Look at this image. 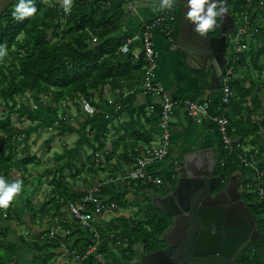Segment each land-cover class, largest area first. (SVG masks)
I'll return each instance as SVG.
<instances>
[{"label":"trees","instance_id":"obj_1","mask_svg":"<svg viewBox=\"0 0 264 264\" xmlns=\"http://www.w3.org/2000/svg\"><path fill=\"white\" fill-rule=\"evenodd\" d=\"M130 1L123 0L115 6L110 0H95L94 2L72 0L71 11L65 13L63 2L62 5H55L48 0H34L37 13L23 21H18L11 15L15 0H11L3 7L0 0V44L8 48V55L0 59V104L12 102L17 105L18 98L23 101L25 95L29 93L39 107H43L48 113L56 114L64 105L67 107L73 104L79 108L83 100L96 103L95 98L105 100L108 94L115 91L120 95L125 91L141 92L145 72L143 55L138 61H134L131 55L122 54L121 47L127 38L114 35L128 12L127 5ZM244 3L245 0H242L235 6L238 15L243 11L241 5ZM249 13L250 23L254 28L253 33L250 38L244 37L243 41L247 44V48L239 52L237 58L231 61L233 94L227 104V117L230 122L228 133L235 141L233 144L235 152L226 148L219 127L215 123L199 142L200 148H212L216 151L218 161L221 165L223 163L225 172L240 173L245 181L247 173L242 169L237 157V153L245 152L242 146L249 145L250 149L246 153L253 154L258 161L264 160V123H261L260 117L258 118L259 112L264 118V96L262 95L264 84L260 83L264 70V26L257 25V18L264 17V6H256L252 11L249 10ZM174 25L175 22L172 23L173 39L176 37ZM238 25L235 24L234 29ZM94 38H97V42H94ZM183 56L187 59L185 55ZM192 72L201 80V87L189 98L199 99L202 91L209 87L206 81L208 72L202 68H193ZM253 72L258 74L257 79L253 78ZM238 80L243 82H238ZM220 100L221 97L217 101L213 98L214 108H217ZM154 116L155 125L146 132L148 135L158 134L157 124L160 120V110ZM135 129L134 125L126 127L127 133L116 139L115 150L121 146L123 141L134 140V136L141 138L144 135L140 130ZM22 132V129L12 121L11 116L0 110V176H8L14 169L21 172L24 180H26V173L30 175L28 165L35 163V156L18 157L15 151L8 149V146ZM145 141L150 143L149 139ZM189 150L187 148L182 152ZM139 154L140 152L133 153V155ZM126 160H129L128 156ZM121 167L119 170H122ZM260 167L264 173V165ZM98 171L93 166L88 169L83 166L78 171H73L70 177L72 179L81 178L86 184L88 183L87 175L92 176L91 179L89 178L92 182V179L98 176ZM111 171L110 174L113 175L118 173L117 169ZM52 173L51 170L49 175ZM163 175H168V172H161L160 176L163 177ZM261 180L264 185V174ZM52 185V197L39 211L44 213L45 217L51 216L54 211V216L59 214L62 217L67 213L69 203L82 196L84 190L71 182L69 176L66 175H62ZM130 186L134 187V183L105 188L102 193L109 197L110 201L119 202L122 206L124 205L122 198L125 194L118 189L121 187L127 189ZM150 188L154 187L138 185L139 190L146 191ZM250 193L255 197L253 200L254 213L257 216L260 214L264 216V202L258 201L259 197L255 192ZM146 200L149 201L148 205L144 204L136 211L135 220L133 216L131 221L119 219L117 222L109 223L107 227L99 224L101 242L98 250L82 264H118V259L122 258L128 263L134 255L130 247L137 242L148 244L151 250L155 249L157 238L170 226L171 220L164 213H157L149 197ZM24 206L34 210L31 200L27 199L24 205H17L8 211L7 218L12 217L17 222H21L19 211ZM4 210L0 208V212ZM144 211L146 221L137 219ZM59 224L70 231L68 235H61L59 240L65 242L69 250L67 256L72 260L73 252L86 247L91 242V237L85 230L82 239L76 238L73 236L76 234L73 227L67 228L66 223L60 222ZM55 225L58 224L55 223ZM52 228L53 226L47 227L41 234L46 236L45 240L54 245L55 249H59L61 248L59 240L54 241L47 237ZM78 229L84 230L81 227ZM3 230L0 227V238L4 236ZM108 233H115L116 238L111 240ZM124 233H128L129 236L122 238ZM83 239H86V243ZM261 240L263 244L264 232ZM1 247L5 250L0 249V264L8 262L12 264L14 250L6 245ZM117 249H123L120 258L117 256ZM253 250L258 252L255 248ZM258 253L260 260L245 254L242 264H264L262 249ZM33 264L43 263L36 256Z\"/></svg>","mask_w":264,"mask_h":264},{"label":"crops","instance_id":"obj_2","mask_svg":"<svg viewBox=\"0 0 264 264\" xmlns=\"http://www.w3.org/2000/svg\"><path fill=\"white\" fill-rule=\"evenodd\" d=\"M11 0H9L10 2ZM62 1H58L57 5H62ZM95 0H91L94 2ZM113 5L117 6L123 0H110ZM7 0H1L2 7L9 3ZM161 10L160 3L155 2L151 3L140 2L135 4L133 1L129 2L127 5V14L123 17L120 27L115 31L114 35L124 38H129L134 34H141L143 30V25L145 22H148L152 18H154L157 13ZM171 12L175 13L173 7L169 9ZM176 37L173 39H168L163 35H156L155 43L156 49L159 52V65L157 71V82L164 86L166 93L170 97L174 98H186L190 95L194 94L201 87V80L192 72L193 68H199L197 65H191L190 57L186 54V52L181 49L180 46L176 45V38L178 32V26L176 25ZM139 42V41H138ZM139 44H134L133 49L139 48ZM138 50V49H137ZM185 55L187 57L184 58ZM209 86V85H208ZM133 94L131 91H125L124 94H118L116 91L108 94L105 100H100L95 98V102H92L94 106L98 108V112L96 114H86L85 111H80V115L84 118L85 122L88 124L89 129H93L95 135L91 136V138L95 142V137L100 143V150H103L106 158L113 156L114 154L122 153L123 158H125V168L127 166L126 157L132 155L135 152H140V155L149 147L156 146L159 143V135H148L146 132L152 129L155 125L153 122L154 114L158 113L160 110L161 99L157 96L149 95L145 92H138L136 90ZM223 89L222 88H210L203 90L199 99H212L219 100L222 97ZM113 100V101H112ZM112 101V103L110 102ZM70 112H74L75 108L78 106L71 104ZM260 115V116H259ZM261 117V112L258 113V118ZM173 122H172V151L170 156L167 157L163 162H161L158 166V169L166 168L170 171L173 168V163L175 158L178 156L180 152L184 149L197 150L203 149L199 147V142L201 141L203 135L210 129L213 122L210 119H202L198 120L194 117H191L186 112L184 107L176 108L173 113ZM262 118V117H261ZM261 123H264L263 120H260ZM129 125H134L136 127L135 130H140L144 135L141 138H136L134 136V140L127 139L121 143L115 150L116 139L120 138L121 135L127 133L125 130ZM126 131V132H125ZM147 134V135H146ZM84 146L82 148L83 152L86 150V145L93 146L92 141L88 137H83ZM146 139L150 140V143L145 141ZM101 141V142H100ZM126 144L128 146H126ZM103 145V146H102ZM212 149V148H211ZM77 149L76 151H78ZM120 152V153H118ZM217 156L216 151L212 149ZM127 155V156H126ZM124 163V162H123ZM259 166L264 165V160L259 161ZM125 168H121L119 170L117 168L118 173L120 171L125 170ZM63 171V170H61ZM110 174V173H109ZM169 175V174H168ZM170 176V175H169ZM96 180V179H95ZM139 184H134L133 186L124 189H118V191H123L125 196L130 199L129 201H134L133 204L127 206V212L134 209V220L136 211L140 207H142L147 202L146 191L138 189ZM124 189V190H123ZM27 201V200H26ZM136 202L138 204H136ZM118 203V202H117ZM21 204H25L21 203ZM19 204V205H21ZM123 213L117 215L113 220H104L103 213L100 217L101 221L99 224L103 227H107L109 223L117 222L119 219H128L132 220L133 217L128 215V213ZM55 211L51 216H46V219H43V214L40 211H36L35 209H29L25 206L19 211L20 221L17 222V225H3V232H7L4 236L7 239L10 237V241H15V237L18 236L24 238L23 234L20 236L19 228L23 227V223L28 220L32 224L36 221L40 223L43 220L42 231L47 229L49 226L56 227L55 223L59 224L66 223L67 228L73 227V230L76 234H73L76 238L82 239V236L85 235V229H78L80 225L73 219L69 211L61 217V215H55ZM145 211L141 213L137 219L146 221ZM159 214V213H158ZM25 215L28 217L25 219ZM27 221V223H28ZM51 222V224H49ZM99 225V226H100ZM32 227V225H30ZM135 227V225H134ZM123 231V230H122ZM84 233V235H83ZM41 234V233H40ZM128 233L122 234L123 237H128ZM42 238V237H41ZM86 243V239H83ZM127 241V240H125ZM7 242V241H5ZM5 242L2 243L1 246L6 245L14 250L15 255L12 258V264H33L34 257H39L43 264H69L71 261L70 257L63 255L62 248L55 249V246L48 243L46 240L43 242L44 245L40 247L34 246V248H20L18 246L8 245ZM16 242V241H15ZM124 242V240H122ZM2 251L5 250L4 247H1ZM55 253V254H54ZM1 259V256H0ZM6 264H9L6 263ZM95 264V263H94ZM112 264V263H110Z\"/></svg>","mask_w":264,"mask_h":264},{"label":"water","instance_id":"obj_3","mask_svg":"<svg viewBox=\"0 0 264 264\" xmlns=\"http://www.w3.org/2000/svg\"><path fill=\"white\" fill-rule=\"evenodd\" d=\"M131 1L135 4L158 2ZM176 1L182 6L176 45L198 57L197 67L208 72L206 81L210 88L223 89V71L228 63V34L235 28L227 0L224 17H218L217 26L203 36L193 30L191 23H185V0ZM217 27L220 29V36L209 35ZM215 157L216 154L211 148L191 151L186 154V160L183 159L188 165L187 173L184 169L175 170L178 179L174 186H169L164 192L155 188L146 190L152 206L167 215L171 224L157 238L155 249L151 250L150 246L143 242L134 243L130 247L134 255L127 264H240L248 247L261 240L262 237L256 228L257 216L248 208L246 202L241 200L238 187L235 188L237 196H228L226 192V195L222 196L229 203L225 218L221 207L201 208L200 201L205 194H209L208 197L211 198L209 205L215 204L221 197L219 192L213 193L218 187L219 178H215L216 182L210 183L207 180L201 184L200 181L206 180L208 171L193 170V162L204 158L214 160ZM224 190L226 191V188ZM237 201L242 203V211L235 207Z\"/></svg>","mask_w":264,"mask_h":264},{"label":"built area","instance_id":"obj_4","mask_svg":"<svg viewBox=\"0 0 264 264\" xmlns=\"http://www.w3.org/2000/svg\"><path fill=\"white\" fill-rule=\"evenodd\" d=\"M161 3V0H159ZM256 6H264V0H245V3L241 5L243 10L239 15L240 23L236 29L232 32L236 37H242L239 42L231 45V53L228 57V63L223 71V80L225 86L223 87V94L217 108H214V102L212 99H191L186 98H174L170 97L163 85L159 84L156 80L157 71L159 68V52L156 49V35H163L168 39L172 38L174 22V14L168 8H161L157 15L145 22L141 34H134L125 40L121 47V52L124 55H131L134 61H138L143 55L145 60V72L143 76V84L141 90L149 95L157 96L161 99L160 104V120L157 124V130L159 135V143L156 146L147 148L141 155H130L127 161L125 170L117 173L116 175L109 174L103 178L96 179L91 187L83 191L82 196L71 201L68 205V211L73 219L85 229L90 235V243L81 249L73 252L74 257L71 260L72 264H82L91 255H93L99 247L101 242V233L99 231V219L103 213L107 210H114L117 207L116 202L110 201L109 197L103 195L102 190L105 188H113L117 185L127 184H141L142 186L160 187L162 186V177L160 173L170 171L166 168L158 169V166L172 152V116L176 108L184 107L189 116L198 120L210 119L215 123L222 134L226 148L235 152L234 140L229 136V118L227 117V104L232 96V73L233 66L231 61L237 58V54L247 48V44L243 41L244 37L248 38V35H252L253 26L250 23L249 10H253ZM139 41V42H138ZM94 42H97V38H94ZM133 44H139L140 47L133 49ZM135 91H131L133 94ZM112 103V101H110ZM82 105L84 111L88 114H94L98 112V108L94 106L90 101L83 100ZM237 157L240 160L241 167L247 173L246 181L244 180V190L249 192H255L259 199L258 201L264 202V185L262 182L263 172L258 165L259 161L253 154H247L246 152L237 153ZM70 231L64 229L62 225L58 224L52 228L47 237L50 240H59L61 235H68ZM111 240L116 238L115 233H108ZM60 246L63 250L62 254L69 253L66 248L65 242L59 240ZM262 256L264 259V247L262 248Z\"/></svg>","mask_w":264,"mask_h":264},{"label":"rangeland","instance_id":"obj_5","mask_svg":"<svg viewBox=\"0 0 264 264\" xmlns=\"http://www.w3.org/2000/svg\"><path fill=\"white\" fill-rule=\"evenodd\" d=\"M9 2V0H7ZM47 1V0H45ZM50 3L57 5L58 1L61 0H48ZM242 0H231L229 3V8L231 9V14L234 18L235 24L240 23L239 15L235 9V6L239 4ZM63 2V1H62ZM175 14L178 15L177 10ZM257 25L264 26V17L257 18ZM176 28V25H174ZM157 37V36H155ZM251 36L248 35V38ZM229 44L227 50V57L230 56L231 53V45L235 42H240L242 37H236L232 32L228 35ZM193 59H190V64L193 66L197 65L198 57L193 55ZM159 65V60H158ZM160 67V65H159ZM242 75V74H241ZM253 78L257 79L258 74L253 72ZM237 77L242 78L240 75ZM238 82H243L242 80H238ZM264 84V70L262 72L261 82ZM262 95L264 96V87L262 89ZM25 99L23 101L18 98L17 101L19 103L16 105L15 103L10 102L9 104H0V110L7 115H10L12 121L15 125L22 129V134H20L17 138L13 140V142L8 146V149L11 151H15L18 157H26V156H35V163H31L28 165V169L30 175L28 173L25 174V179H22V174L17 169L12 170L11 174L8 176H3L9 182L19 179L23 181L22 191L17 194L14 200L10 203L9 207L4 208V211L0 212V227L3 225H17V220L15 218H7L8 211L21 203H24L27 199H30L32 204L34 205V209L39 211L43 208L46 203L50 201L52 197V188L55 183L62 175L69 176V180L78 185L82 190H86L94 184L96 178H103L109 173H112L111 170L117 168H125V158H123L122 153L114 154L109 158H106L103 150H100L99 141L91 138L94 136V130L88 128V124L85 122L84 118L80 115V111H84L83 105L79 108H75L74 112H70L71 106H62L61 111H57V113H48L43 107H39L36 100L30 96V94L25 95ZM113 101V100H112ZM44 106V105H42ZM39 107V108H38ZM38 108V109H37ZM88 114V113H86ZM96 114V113H94ZM260 116V115H259ZM261 118V117H260ZM263 120V118H261ZM173 122V118L171 119ZM264 122V121H263ZM83 137H88L93 143V146H87L86 150L83 152L82 148L84 146ZM53 139L51 142L49 140ZM264 140V136H263ZM101 142V141H100ZM103 146V145H102ZM79 149L78 151H76ZM242 149L247 152L250 149L249 145L242 146ZM173 152V151H172ZM181 153V152H180ZM124 162V163H123ZM85 167L88 169L90 167H94L98 169L97 177L92 179V176L87 175L88 183H84L81 178L72 179L70 176L73 171H78L81 167ZM55 169V170H54ZM53 171L52 175H49L50 171ZM63 170V171H61ZM237 175V173H235ZM84 176V175H83ZM86 176V175H85ZM95 176V175H93ZM172 180L171 176L163 175L162 177V185L168 184ZM33 182V183H32ZM244 188V185L242 186ZM245 199L249 209L254 212L253 208V200L254 195L249 191H245ZM127 197L122 200V206L120 203H116L117 207L114 210L105 211L104 220H113L119 214L126 213L127 207L126 203L128 202V206L134 203V201H129ZM126 202V203H125ZM149 201L146 202L148 205ZM136 204H138L136 202ZM132 210L128 211V215L134 216L133 206L130 207ZM157 213L162 214V212L156 210ZM43 219L45 218L44 213ZM28 215H25V219ZM26 220L23 224V227L19 228L20 240L18 236L15 237V241H10V237L7 239L6 236L0 238V246L3 242L8 245L18 246L20 248H34V246L40 247L43 246L46 236L40 234L42 230V221L33 222ZM101 219H99V222ZM258 223L264 232V216L258 215ZM32 225V227L30 226ZM6 234L7 232H3ZM42 237V238H41ZM262 245V246H261ZM264 242L262 244V240L256 241L250 245V248L246 251V255L253 256L256 252H254V248L259 252L263 248ZM125 247V246H124ZM123 250V249H122ZM122 250L117 249V256L122 257ZM66 256V255H65ZM67 258V256H66ZM72 264V261L68 262ZM118 264H127L122 259H118Z\"/></svg>","mask_w":264,"mask_h":264},{"label":"clouds","instance_id":"obj_6","mask_svg":"<svg viewBox=\"0 0 264 264\" xmlns=\"http://www.w3.org/2000/svg\"><path fill=\"white\" fill-rule=\"evenodd\" d=\"M176 0H161L160 7L171 9ZM72 0H63L65 13L71 11ZM226 0H186L188 11L185 18L194 27L193 30L203 36L217 26V18L224 17L227 9ZM37 13L34 0H15L11 15L15 20L23 21ZM8 55V48L0 44V59ZM23 181L16 179L11 182L0 176V208L9 207L14 198L22 191Z\"/></svg>","mask_w":264,"mask_h":264},{"label":"flooded vegetation","instance_id":"obj_7","mask_svg":"<svg viewBox=\"0 0 264 264\" xmlns=\"http://www.w3.org/2000/svg\"><path fill=\"white\" fill-rule=\"evenodd\" d=\"M158 2L160 3L159 0H158ZM230 2H231V0H227L228 7H229V3ZM184 4H185V7H186L185 11L187 12L188 8L186 6V0H185ZM181 9H182V6H181L180 2L176 1L174 3V5H173V10H174V12L177 10L178 15H176L173 12L172 13L175 16L174 17V19H175L174 22H175V25H177V26H178L179 20H180ZM230 11H231V9H230ZM185 23L189 24V21L187 20V21H185ZM218 23H219V20L217 18V24ZM209 35L220 36L219 27H217L215 31L210 32ZM228 44H229V39L227 40L226 55H227V50H228ZM184 51L190 57V59L191 58L193 59V55L190 54L189 51H187V50H184ZM197 150H199V149H197ZM191 151H196V150H191ZM191 151L181 152V153L178 154V157L176 159V164L170 170V176L172 177V180L168 184L162 185L160 187H154L155 189L160 190L161 192H164L166 190V188H169V186H174L177 183V179H178V174L175 172L176 169H184V172L187 173L188 165L186 164V161H184V160H186L185 159L186 154H188ZM182 161H184L183 164H182ZM193 163H194L193 167H192L193 170H195V171H205V172L208 171V175L205 177L206 180L200 181L201 184L206 183L207 180L210 181V183L211 182H216L217 179H215V178H219L218 179V187L215 190V192H213V193L219 192L221 197L217 199V202L215 204L209 205V202H210L211 198H210V196L208 197L209 194H205V196L200 201V204L202 205L201 208L208 209L210 207H221L223 209L224 218H225L226 212L228 210L229 203H227L226 200L222 196L226 195L225 192L228 194V196L230 194L232 196H234V197L237 196V194L235 192V188L236 187H238V191L240 193L241 200L246 202V199H245V196H244L245 190H244V188H242V186L244 184V178L242 177V175L240 173H237V175H236L235 173L228 174L227 172H225L224 171V167H223V163H222V165L219 163L217 156L215 157L214 160L211 159V158H204L201 161H194ZM225 188H226V191L224 190ZM235 207L239 211L243 210L242 203L239 202V201H237V204L235 205ZM247 222H248L249 225L251 224L250 221L247 220ZM256 228L259 231L261 237H263L262 229H261V227H260V225L258 223V216H257V219H256ZM249 248H250V246L248 247V249ZM245 254H246V252L244 253V255ZM244 255H243V257H244ZM253 256H254V258H259V253L256 252ZM242 260H243V258H242ZM259 260H260V258H259ZM240 264H242V261L240 262Z\"/></svg>","mask_w":264,"mask_h":264}]
</instances>
